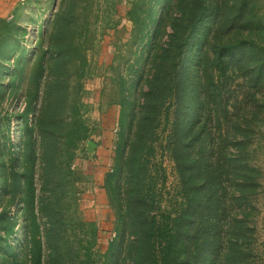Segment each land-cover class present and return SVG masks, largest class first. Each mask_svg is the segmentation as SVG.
Listing matches in <instances>:
<instances>
[{
    "label": "rangeland",
    "instance_id": "rangeland-1",
    "mask_svg": "<svg viewBox=\"0 0 264 264\" xmlns=\"http://www.w3.org/2000/svg\"><path fill=\"white\" fill-rule=\"evenodd\" d=\"M0 264H264V0H0Z\"/></svg>",
    "mask_w": 264,
    "mask_h": 264
},
{
    "label": "trees",
    "instance_id": "trees-1",
    "mask_svg": "<svg viewBox=\"0 0 264 264\" xmlns=\"http://www.w3.org/2000/svg\"><path fill=\"white\" fill-rule=\"evenodd\" d=\"M177 235L178 234H175L173 232H171L167 237H166V249L168 250L167 251V254L168 252L172 249V247L174 246V243L176 242V239H177Z\"/></svg>",
    "mask_w": 264,
    "mask_h": 264
}]
</instances>
